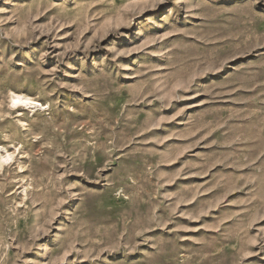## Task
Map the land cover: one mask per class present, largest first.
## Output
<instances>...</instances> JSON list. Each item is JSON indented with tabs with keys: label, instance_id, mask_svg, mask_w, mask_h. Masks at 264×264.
<instances>
[{
	"label": "rangeland",
	"instance_id": "rangeland-1",
	"mask_svg": "<svg viewBox=\"0 0 264 264\" xmlns=\"http://www.w3.org/2000/svg\"><path fill=\"white\" fill-rule=\"evenodd\" d=\"M0 264H264V0H0Z\"/></svg>",
	"mask_w": 264,
	"mask_h": 264
},
{
	"label": "bare ground",
	"instance_id": "bare-ground-1",
	"mask_svg": "<svg viewBox=\"0 0 264 264\" xmlns=\"http://www.w3.org/2000/svg\"><path fill=\"white\" fill-rule=\"evenodd\" d=\"M17 101H18V97L13 98L12 103H13V104H16Z\"/></svg>",
	"mask_w": 264,
	"mask_h": 264
}]
</instances>
